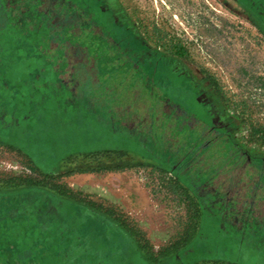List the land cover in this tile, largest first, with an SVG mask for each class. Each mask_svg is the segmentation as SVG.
I'll use <instances>...</instances> for the list:
<instances>
[{
    "label": "rangeland",
    "instance_id": "obj_1",
    "mask_svg": "<svg viewBox=\"0 0 264 264\" xmlns=\"http://www.w3.org/2000/svg\"><path fill=\"white\" fill-rule=\"evenodd\" d=\"M242 1L254 12L238 0H119L148 46L254 102L264 0ZM62 2L0 0V264H62L76 236L120 264H264V189L244 209L225 205L227 220L217 188H194L199 161L178 179L187 144L162 105L174 93L92 60L102 55L89 48L88 23ZM115 179L145 188L149 205L125 210L111 194ZM248 210L262 227L252 235L235 218Z\"/></svg>",
    "mask_w": 264,
    "mask_h": 264
},
{
    "label": "flooded vegetation",
    "instance_id": "obj_2",
    "mask_svg": "<svg viewBox=\"0 0 264 264\" xmlns=\"http://www.w3.org/2000/svg\"><path fill=\"white\" fill-rule=\"evenodd\" d=\"M77 1L83 8L81 14L78 10L75 12L76 6L67 0H63L61 6L79 15V22L88 23V33L93 38L89 48L102 55L92 60L132 69L144 85L148 87L151 83L161 92L182 91L181 99H173L174 94L162 98L163 107H168L187 144L184 158L179 159L183 167L176 174L178 179L190 160L199 161L205 170L202 177L195 179L198 183L194 188H217L216 199L222 205L217 214L227 220L225 205L241 203L244 209L246 204L254 203L253 192L260 187L264 189V71L255 67L249 69L252 72L249 75L259 81L258 99L253 102L254 96H243L238 89L231 99L221 82H215L214 88L209 79L199 80L176 55H166L148 46L131 25L119 0ZM238 1L254 12L250 4ZM260 20L264 23V19ZM185 178L192 180L190 175ZM190 184L194 183L190 181ZM197 204L200 209L198 198ZM250 212L252 222L249 223L245 216L249 217ZM237 213L235 218L243 232L250 233L255 224L252 210L243 211L242 216Z\"/></svg>",
    "mask_w": 264,
    "mask_h": 264
},
{
    "label": "trees",
    "instance_id": "obj_3",
    "mask_svg": "<svg viewBox=\"0 0 264 264\" xmlns=\"http://www.w3.org/2000/svg\"><path fill=\"white\" fill-rule=\"evenodd\" d=\"M70 4H74L76 6L75 12L77 10L82 9L81 3L77 0H67ZM74 12V13H75ZM75 20L77 19V15L73 17ZM48 211V210H47ZM46 211V214H47ZM78 236L74 237V240H70V248L63 249V254L61 255L62 264H120L119 263V255L110 254L106 256L103 252H105L104 248L100 247V251L95 252L92 246L86 240L77 239ZM75 241V242H74ZM191 241V236L182 240L183 245H187ZM179 247L176 245L171 251L177 250ZM170 251H166L164 254H169ZM135 264H139V262H134ZM128 263V264H134ZM123 264H127V262L123 261Z\"/></svg>",
    "mask_w": 264,
    "mask_h": 264
},
{
    "label": "crops",
    "instance_id": "obj_4",
    "mask_svg": "<svg viewBox=\"0 0 264 264\" xmlns=\"http://www.w3.org/2000/svg\"><path fill=\"white\" fill-rule=\"evenodd\" d=\"M115 183H112L113 186H117V188L112 187L111 194L114 196L113 198L119 199L121 201V205L125 210H128L130 212L134 211L136 208L145 209L149 205V199L148 194L145 192V188L141 187L138 184H135L133 182H124L121 179H115ZM101 194L110 195L107 194V191L105 188H103V191ZM137 217L143 216L142 211L139 213H136ZM258 225V226H257ZM256 229L259 230L262 229L260 227V224L255 222ZM254 228V227H253ZM252 228V229H253ZM254 232V230H252ZM264 230V229H263ZM252 235V232H251Z\"/></svg>",
    "mask_w": 264,
    "mask_h": 264
}]
</instances>
